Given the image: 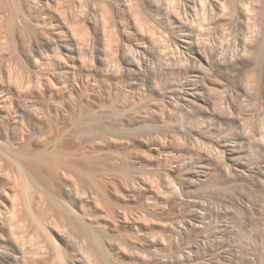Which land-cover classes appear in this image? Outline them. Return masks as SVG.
<instances>
[{
    "label": "rangeland",
    "instance_id": "rangeland-1",
    "mask_svg": "<svg viewBox=\"0 0 264 264\" xmlns=\"http://www.w3.org/2000/svg\"><path fill=\"white\" fill-rule=\"evenodd\" d=\"M0 264H264V0H0Z\"/></svg>",
    "mask_w": 264,
    "mask_h": 264
},
{
    "label": "bare ground",
    "instance_id": "bare-ground-1",
    "mask_svg": "<svg viewBox=\"0 0 264 264\" xmlns=\"http://www.w3.org/2000/svg\"><path fill=\"white\" fill-rule=\"evenodd\" d=\"M130 65H131V64H130ZM131 66H132V65H131ZM190 100H191V99H190ZM184 101H185V103H186V102H187V103L189 102L188 99H185ZM190 102H191V101H190ZM190 104H191V103H190ZM100 120H101V119H100ZM103 121H104V120H103ZM233 145H234V144H233ZM233 145H232V146H233ZM230 146H231V145H230ZM233 147H234V146H233ZM230 150H231V149H230ZM231 151H232V150H231ZM233 151H234V150H233ZM194 178H197V176H196V175H192L191 179L193 180ZM192 180H191V181H192ZM194 216H195V220H196V221H202V214H201V212H197Z\"/></svg>",
    "mask_w": 264,
    "mask_h": 264
}]
</instances>
